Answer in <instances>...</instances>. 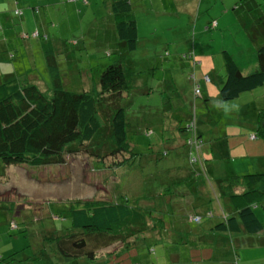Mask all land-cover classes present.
Listing matches in <instances>:
<instances>
[{
    "label": "rangeland",
    "instance_id": "obj_1",
    "mask_svg": "<svg viewBox=\"0 0 264 264\" xmlns=\"http://www.w3.org/2000/svg\"><path fill=\"white\" fill-rule=\"evenodd\" d=\"M161 1L132 0L133 9L141 5V10L135 9L134 13L138 45H142L132 53L137 61V73L132 78L135 87L129 99H122V105L139 126L145 128L149 124L144 134L128 131L137 156L115 169L84 153L68 155L56 165L5 167L0 175L1 264H264V231L252 237V243H243L241 238L245 236L210 231L208 217L204 216L206 208L217 214L221 203L225 206L218 196L219 180L234 175L235 170L237 175L264 172V140L260 135L250 139L257 132L259 112L264 110V92L258 87L228 101L217 93L205 102L200 101L202 94L194 92L197 86L192 81L197 78H190L212 71L221 83L225 75L223 50L232 55L241 69H255L256 50L264 45V0L257 11L253 10L255 18H244L245 25L234 14L235 2H231L228 9H222L227 14L215 27H208L210 17L219 19L218 3L222 0H202L199 6L195 2L193 8L178 0V7L173 9H165ZM242 1L248 2L236 0V3L240 5ZM106 3L107 0H10L9 3L5 0L0 11V38L4 44V48L0 44V78L27 77L41 90L53 89L55 82L62 89L76 92L98 89L100 72L120 58L123 51L112 38ZM214 5L207 14V7ZM249 13L246 11L247 17ZM24 17L27 22L23 30L19 20ZM19 50L21 57L17 56ZM15 60L13 65L9 64ZM212 85H216L214 80H209L208 88ZM166 109L170 110L164 112ZM187 114L191 117L187 121L195 123L205 141L202 149L209 159L204 162L202 156L204 168L205 163L210 164L214 156L220 155L216 148L222 149L225 141L230 152L216 163H221L218 174L206 170L207 176L165 190L171 193L164 198L160 194L168 186L159 180L168 178V172L163 165L185 162L186 148L178 146L153 164L145 161V154L151 144L153 151H157L156 158L161 150L168 149L161 144L173 137L174 131L165 123H178L177 117ZM185 120L179 123L185 126ZM176 129V134H182L178 125ZM192 131L193 125L186 133L191 135ZM161 134L165 138L162 143ZM257 140L263 143H255ZM122 158L118 155L116 160ZM239 163L243 164L242 169ZM149 174L151 177L146 179L150 184H145V176ZM124 195L129 202L142 200V206L148 204L145 201L157 200V204L144 207L164 208L153 215L157 219L162 217L169 229L160 226L148 229L127 245L118 239L116 244L96 249L97 259L84 256L74 259L61 256V259L52 249L45 237L47 229L69 224L64 216L71 202L117 201ZM193 200L201 208L200 223H195L197 217H187L191 211L187 207ZM173 209L181 212L173 214ZM256 211L264 227V199Z\"/></svg>",
    "mask_w": 264,
    "mask_h": 264
},
{
    "label": "trees",
    "instance_id": "obj_2",
    "mask_svg": "<svg viewBox=\"0 0 264 264\" xmlns=\"http://www.w3.org/2000/svg\"><path fill=\"white\" fill-rule=\"evenodd\" d=\"M108 2L107 16L110 22H114L116 41L121 50L124 48L125 53L130 55L138 43L137 24L131 0ZM208 27H211V24ZM120 54V58L100 72L98 89L92 87L76 92L62 89L55 82L53 89L41 90L38 84L27 77L0 78V175H3V169L10 165H56L63 163L68 155L81 153L112 169L127 164L137 156L138 153L134 151L136 145L128 139V131L131 129L134 133L144 134L149 124L146 129L143 125L139 126L122 105V99H129L130 92L135 87L132 78L137 71L129 57L124 52ZM222 56L225 68L224 81L219 86V96L222 100L234 99L242 92L258 87L264 90L263 44L256 50L257 66L249 73L244 74L226 50L222 51ZM259 115L257 132L250 136L256 138L260 135L264 140V110H261ZM189 122L190 119L180 129L186 134L183 144L180 145L186 148L185 162H174L171 166L163 165L168 172V178L159 180L161 183L166 182L168 186L163 189L164 193L160 194L164 198L171 193L165 190L178 184L193 182L195 177L207 176L204 166L199 164L202 162L201 152L205 141L196 126L191 135L186 133L190 129ZM164 140L162 139L161 143ZM165 142L161 145L166 146ZM172 150L163 149L156 158L157 151H153L151 144L146 151L145 161L153 164L158 157H167ZM118 155L123 158L116 160ZM107 158L110 159L109 162H105ZM148 176L151 177L150 174L145 176V184H150V180L146 179ZM218 187L222 190H218V196L225 201V206L221 203L222 208L217 214L206 208L204 216L208 217L207 225L210 231L242 235L248 237L247 240L263 233V223L256 209L264 199V172L242 175L235 173L219 180ZM141 201L129 202L125 195L117 201L76 200L68 205L66 215L62 213L69 224L59 229H47L45 237L60 258L62 256L74 259L84 256L97 259L94 251L98 248L116 244L118 239L127 245L133 238L146 234L148 229L166 226L162 217L157 219L153 215L163 212L164 208L157 210L144 207L157 204V200L145 201L148 204L144 206L140 204ZM188 206L191 211L187 217H197L198 222L195 223H200L201 208L194 204V200ZM13 226L16 227L15 224Z\"/></svg>",
    "mask_w": 264,
    "mask_h": 264
},
{
    "label": "crops",
    "instance_id": "obj_3",
    "mask_svg": "<svg viewBox=\"0 0 264 264\" xmlns=\"http://www.w3.org/2000/svg\"><path fill=\"white\" fill-rule=\"evenodd\" d=\"M9 1L10 0H8V3H9ZM202 0H183V2L185 3V6L186 7H191V8H193V4L195 3V2H197V5L199 6L200 5V2H201ZM248 2L247 3H244V1H242L241 3H240V5L239 4H237L236 3V0H222V3L220 4V3H218L219 4V6H220V17H219V19H216V18H214V17H210V23H209V25L211 24V27H215V26H218L219 25V23H220V20L221 19H223V16L224 15H226L227 13H223V11H222V9L223 10H226V9H228L227 7H228V5H230V3L231 2H235L234 3V5H233V7H232V9H233V11H234V14L236 15V17L239 19V20H242V21H244V25L245 24H247V21H245V19H249V17L250 18H255V14L253 13V10H258L259 9V7H261V5H262V1L261 0H247ZM147 3V2H146ZM161 3H162V5H164L165 6V9H173V8H177L178 7V0H168V1H166V0H162L161 1ZM10 4H11V2H10ZM107 5L109 4V2H108V0H107V3H106ZM131 4H132V8H133V2H132V0H131ZM5 6V0H0V11L2 10V8ZM231 6V5H230ZM214 7H215V5L214 6H208L207 7V14H208V12H209V10H211V9H214ZM135 9H138V11H140L141 10V5H140V7H139V5L137 4L136 5V8ZM135 9H133V14H134V17H135ZM243 10L245 13L243 14V12L242 11H239V10ZM14 10H16V9H13V11ZM137 11V12H138ZM246 11H250V13H249V16L247 17V14H246ZM1 14L2 13H0V17H1ZM14 14V13H13ZM232 18H233V14H232ZM245 18V19H244ZM231 19V18H230ZM135 20H136V17H135ZM20 21V27L24 30V28H23V25H24V22H27V20H26V18L24 17L23 18V20H19ZM215 22V23H214ZM213 23L215 24V25H213ZM137 24V23H136ZM110 26H111V28H112V31H113V29H114V22H110ZM12 31V30H11ZM15 32H17V30L15 29L14 30V33ZM5 34L3 33V36H4ZM112 38L113 39H115L116 40V36H115V34H114V32H113V35H112ZM115 43V42H114ZM118 43V42H117ZM117 43H115V44H117ZM0 44L2 45L1 47L2 48H4V44H3V41H2V39L0 38ZM120 44V43H119ZM142 44H139L138 45V43H137V46H141ZM120 46V45H119ZM123 48V47H122ZM137 48V47H136ZM3 50V49H2ZM120 50H121V46H120ZM122 52H124V54L125 55H127L128 57H129V61H131L132 63V65H134V66H136V64H137V61H135V59H134V57H133V55H132V53L133 52H135V49L132 51V53L129 55V53L128 54H126L125 52V50H124V48H123V51ZM144 55V57H145V54H143ZM17 56H20V50L18 51V54H17ZM162 56L163 57H166V55H163L162 54ZM21 57V56H20ZM14 58H15V55L13 56V58H12V60H14ZM170 60V59H169ZM16 62V60L14 61V62H10L9 64H11V65H13L14 63ZM146 65L147 64H145V67H146ZM256 66H257V64H255L254 65V67L256 68ZM170 67H172V66H170ZM14 68H15V66H14ZM253 70V67L251 68H245L244 70L243 69H241V71L245 74V73H249V72H251ZM202 72V71H201ZM213 72L211 71V73H209V72H203V73H201L200 74V76H195L194 75V79H195V77L197 78V81H192L193 82V85H197V84H199L198 86H199V89H200V93L199 94H202V98L200 99V101H205V102H207L209 99H212L211 98V96H213V95H215V94H217L218 93V96H219V86H220V84L224 81V79H223V81L220 83V77H218V76H216V75H213L212 74ZM204 75H207L208 76V78H209V80H214V83L216 84V85H212V87L211 88H208V86H207V83L209 82V80L208 81H206V80H204ZM214 76V77H213ZM196 80V79H195ZM254 90V89H253ZM253 90H251V91H247V92H251L252 93V91ZM263 90V89H262ZM214 91V92H213ZM202 92V93H201ZM213 92V93H212ZM263 92H264V90H263ZM242 93H244V92H242ZM241 93V94H242ZM198 94V95H199ZM240 94V95H241ZM239 95V96H240ZM218 96H216V97H218ZM238 96V97H239ZM254 96V95H253ZM198 98H200V97H198ZM255 98V97H254ZM256 103V99L252 102V105H254ZM168 110H170V109H166L164 112H168ZM171 113H174V111H171ZM178 118V123L177 122H173V123H169V122H167V123H165V125L164 126H167L168 128H171L173 131H174V136L173 137H171V138H167V141L164 143L168 148H170V149H176L178 146H180L181 144H183V140H184V138H185V134L184 133H182V134H176V132H177V129H176V127H177V125H178V129L180 130L181 128H182V126H183V122L182 123H179V121L180 120H184L185 118H186V120H185V122L187 121V118H188V114L186 115V116H184V117H177ZM181 118H183V119H181ZM195 118V117H194ZM173 119H170V121H172ZM177 120V119H176ZM195 122H196V119H195ZM250 126H252V125H250ZM252 128H253V126H252ZM181 131V130H180ZM179 132V131H178ZM182 132V131H181ZM199 133L201 134V132H200V130H199ZM227 136V134L225 135V137ZM161 137H163V134H161ZM163 139H165L164 137H163ZM250 139H252V140H255V138L253 139V138H251V136H250ZM227 140V139H226ZM161 141H162V138H161ZM255 143H263L262 141H260V140H257V141H255ZM218 148V147H217ZM216 148V150L217 151H219V156H217V157H215L214 156V158H212L210 161V164L208 163H205V168L206 169H204V171H205V173H206V170H207V172H210V173H212L213 175H216V174H218L219 172H220V167H221V163L220 164H216V163H218L219 161H221V157L222 156H225L226 157V154L227 153H229L230 151H229V147H228V145H227V141H225V143H223L222 144V149H220V150H218ZM201 155L202 156H204L205 157V159H203V161L204 162H207V160L209 159V156H207L205 153H203V152H201ZM213 155H215V154H213ZM203 157V158H204ZM200 165H202L201 164V162L199 163ZM232 164V163H231ZM241 165H243L242 163H239L238 164V167H239V169H242L243 168V166H241ZM202 167H203V165H202ZM232 169L234 170V165L232 164ZM235 173H237V170H235L234 171ZM224 175H222V177H223ZM218 180L219 179H216V182H218ZM174 206V205H173ZM176 207V206H175ZM172 212H173V214H178V213H180L181 211L180 210H175V209H173L172 210ZM164 227H166V229H169V227L166 225V226H164ZM164 227H161V228H164ZM232 239H233V237H232ZM234 239H236V240H238L239 238H234ZM241 241L243 242V243H246V242H248V243H252V239H250V240H247L246 239V237H243V239L241 238ZM237 242V241H236ZM237 244H238V242H237ZM1 264V263H0Z\"/></svg>",
    "mask_w": 264,
    "mask_h": 264
},
{
    "label": "built area",
    "instance_id": "obj_4",
    "mask_svg": "<svg viewBox=\"0 0 264 264\" xmlns=\"http://www.w3.org/2000/svg\"><path fill=\"white\" fill-rule=\"evenodd\" d=\"M14 13H15V14H18V11L16 10ZM214 23H215V22H214ZM214 23H213V25H215ZM191 78L194 79V76L192 75ZM203 78H204V80H206V81L209 80V78H208L207 75H204ZM196 86H197V88L194 90V92L197 93V94H199V86H198V84H197ZM193 121H194V118H193ZM192 125H193V131H194V130H195V123H194V122H193V124L190 122V123L188 124V128H192ZM193 131H192V132H193ZM195 220L198 221V218H195Z\"/></svg>",
    "mask_w": 264,
    "mask_h": 264
}]
</instances>
